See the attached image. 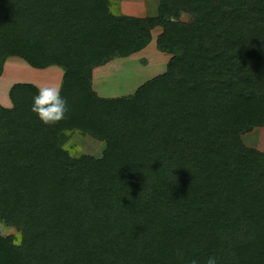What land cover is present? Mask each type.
Returning <instances> with one entry per match:
<instances>
[{
	"label": "trees",
	"instance_id": "16d2710c",
	"mask_svg": "<svg viewBox=\"0 0 264 264\" xmlns=\"http://www.w3.org/2000/svg\"><path fill=\"white\" fill-rule=\"evenodd\" d=\"M111 0H0L9 57L62 69L64 119L31 111L15 82L0 104V264H264V0H158L153 16ZM187 16V20L182 19ZM156 47L164 72L100 96L94 68ZM74 133L104 143L74 155Z\"/></svg>",
	"mask_w": 264,
	"mask_h": 264
},
{
	"label": "rangeland",
	"instance_id": "374dc122",
	"mask_svg": "<svg viewBox=\"0 0 264 264\" xmlns=\"http://www.w3.org/2000/svg\"><path fill=\"white\" fill-rule=\"evenodd\" d=\"M122 1L121 10L123 9L125 13L132 12L131 8L138 9L137 14H141V16H153L157 13L158 0ZM120 2L121 0H111L115 12L118 11L116 5L120 6ZM187 18V16H182L184 20H187ZM159 32L160 29L156 30L155 28L151 31V40L141 51L128 57H116L100 66L101 68L95 76V89L99 91L100 88V94L105 97L128 95L146 80L164 72L170 55L156 47V36ZM9 62H11L10 71L0 80V102L8 99L6 87L10 82H27L30 79H41L47 73L34 67L29 69L31 66L18 57L9 58ZM14 62H17L16 65H14ZM241 138L246 146L264 152V126L253 128L251 131L244 133ZM66 147L70 148L74 155L88 154L93 157H100L104 143L88 135L74 133ZM0 234L3 236L12 235L16 243L21 238L20 232L14 226L5 225L2 222H0Z\"/></svg>",
	"mask_w": 264,
	"mask_h": 264
},
{
	"label": "clouds",
	"instance_id": "9594fccd",
	"mask_svg": "<svg viewBox=\"0 0 264 264\" xmlns=\"http://www.w3.org/2000/svg\"><path fill=\"white\" fill-rule=\"evenodd\" d=\"M67 110V100L61 95L59 87L39 88L32 97L31 111L44 124L53 125L64 119ZM191 264H200V262L193 260ZM203 264H218V260L215 256H209Z\"/></svg>",
	"mask_w": 264,
	"mask_h": 264
},
{
	"label": "crops",
	"instance_id": "0c3cea01",
	"mask_svg": "<svg viewBox=\"0 0 264 264\" xmlns=\"http://www.w3.org/2000/svg\"><path fill=\"white\" fill-rule=\"evenodd\" d=\"M121 6H123V1L121 0L120 2V6H119V9L122 13L124 14H128V15H133V16H139V17H143V16H146V15H143L141 16V14H137L138 12V9L135 10V9H132V12H129V13H125L123 11V9L121 10ZM127 9H130V8H127ZM155 29H160L161 31V28L160 27H155ZM160 33V32H159ZM157 33V35L159 34ZM11 58V57H9ZM9 58L5 61L4 63V67H3V72H2V75L0 76V80L3 79V77L5 76V74H7L8 71H10V68H11V62H9ZM15 63L17 62H14V65H16ZM101 67H96L93 69L92 71V86L94 87V84H95V76H96V73L97 71H99ZM29 69H33L32 67H30ZM40 71L42 72H47L45 75V77H41L38 78V79H30L28 80L27 82H30V83H33L35 84L38 88H42V87H59L60 86V83H61V78H62V69L58 66H49L47 68H44V69H39ZM16 81H13V82H10L9 85L6 87V90L8 92L10 86L15 83ZM20 82V81H19ZM95 89V87H94ZM96 90V89H95ZM96 92L100 95V96H103L100 94L101 90L99 88V91L96 90ZM1 105L5 106V107H10L11 106V103H10V100L9 98L0 102Z\"/></svg>",
	"mask_w": 264,
	"mask_h": 264
}]
</instances>
